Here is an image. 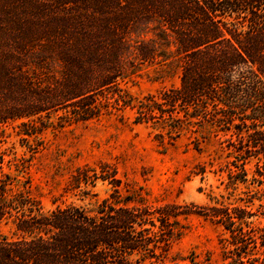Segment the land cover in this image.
Returning <instances> with one entry per match:
<instances>
[{"label":"trees","instance_id":"1","mask_svg":"<svg viewBox=\"0 0 264 264\" xmlns=\"http://www.w3.org/2000/svg\"><path fill=\"white\" fill-rule=\"evenodd\" d=\"M170 47L178 84L134 98L121 83L143 64L166 61ZM126 107L161 138L206 126L222 132L229 177L245 181L246 163L264 158V0H0V127L18 121L31 136L54 119L86 121ZM3 162L0 153V223L13 233H0V264H164L191 214L230 233L240 251L227 264L256 235L245 207L123 194L107 166L77 167L64 187L87 195L88 185L106 181L111 190L94 207L45 209L12 186L16 176Z\"/></svg>","mask_w":264,"mask_h":264},{"label":"rangeland","instance_id":"2","mask_svg":"<svg viewBox=\"0 0 264 264\" xmlns=\"http://www.w3.org/2000/svg\"><path fill=\"white\" fill-rule=\"evenodd\" d=\"M170 51L172 54L164 62L139 66L122 86L139 99L177 85L178 60L171 47ZM132 120L133 110L126 107L86 121L54 119L53 125L31 136L20 132L18 121L9 122L0 127L2 166L16 176L12 186L30 190L45 209L70 202L91 208L110 192L111 185L101 180L94 187H86L90 189L87 195L77 188L65 192L71 174L83 166L96 170L98 166L115 168L123 194L128 188L155 203L216 201L219 205L245 207L252 212L247 220L256 235L246 249H241L235 264H264V176L259 178L256 173L264 168L255 165L264 158L252 157L245 166L246 180H235L228 174V168L232 170L233 166H226L231 158L225 157L222 132L206 126L197 131L183 130L172 140L166 135L157 136L158 129ZM14 166L27 168L18 172ZM26 178L29 183L24 186ZM0 233H13L9 221L0 223ZM230 240V233L221 225L191 214L187 227L171 244L164 264H227L230 256L240 251Z\"/></svg>","mask_w":264,"mask_h":264}]
</instances>
